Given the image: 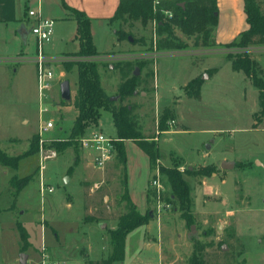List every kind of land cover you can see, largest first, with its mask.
<instances>
[{"label": "rangeland", "instance_id": "rangeland-1", "mask_svg": "<svg viewBox=\"0 0 264 264\" xmlns=\"http://www.w3.org/2000/svg\"><path fill=\"white\" fill-rule=\"evenodd\" d=\"M2 1L7 10L11 6L13 9L12 0ZM256 1L264 13V0ZM36 2L22 0L17 22H13L11 12L0 21V148L12 156L25 154L38 135L34 60L39 43L31 32L25 40L19 33L21 24L31 29L25 16L29 10H36ZM52 19L53 35L41 50L45 56L65 60L52 65L54 88L49 92L50 109L44 117L55 121V127L45 137L66 138L77 114L72 106L62 105L60 83L69 80L73 99L78 79L77 67L67 71L64 64L94 60L107 96L117 106L133 108L141 133L156 136L160 164L170 167L179 162L191 188V223L186 222L175 203H168L158 214L155 196L151 195L145 209L151 211V221L127 235L125 258L114 264H189L200 247L208 264H264V127L256 125L255 120L260 109L259 89L243 71H235L226 56L236 49L223 55L212 52V48L197 52L204 48L192 46L163 54L155 45L150 46L152 40L156 43L160 38L157 33L154 36L151 24L144 27L135 21L111 23L109 19H96L91 33L102 54L80 58L76 55L80 42L75 22L62 16ZM120 27L131 36L119 41L116 31ZM142 37L145 42L134 43ZM246 51L262 66L260 76L264 78V45ZM128 63L131 75L139 69L137 94L121 102L118 90L123 77L119 65ZM195 77L202 80L200 98H190L184 91ZM166 108L174 111V119L169 120L170 130L161 134L158 120ZM24 117L29 119L28 124L22 123ZM92 129L112 138L117 135L112 114L106 110ZM78 151L79 147L70 146L46 162L44 182L53 192L47 188L44 197L38 154L22 157L17 169L0 165V264H21L22 253L27 254V264H40L43 236L50 260L56 263L82 264L108 257L112 249L109 231L117 227L119 216L127 211L121 200L125 174L132 199L143 208L144 186L155 170L136 143H126V167L116 154L103 169L92 164L91 156L89 163L77 166L73 158ZM79 153L82 156V151ZM223 162L236 164L223 170ZM202 168L210 172L202 175ZM16 176L31 177L20 192L11 184ZM161 181L166 198L171 187L163 174ZM149 191L155 193L154 189ZM18 224L28 236L25 252Z\"/></svg>", "mask_w": 264, "mask_h": 264}, {"label": "trees", "instance_id": "trees-1", "mask_svg": "<svg viewBox=\"0 0 264 264\" xmlns=\"http://www.w3.org/2000/svg\"><path fill=\"white\" fill-rule=\"evenodd\" d=\"M244 11L249 28L242 31L237 38L225 45L229 49H236L230 52L227 57L232 63L235 71H243L253 84L259 89V111L255 114L258 124L264 127V78L260 76L259 63L248 54L246 49L251 46L264 45V13L256 0H243ZM71 9V8H70ZM72 17L77 22L76 38L80 42V50L76 55L80 58H92L100 56L94 43L91 33V19L82 11L71 9ZM166 12L171 13L169 16ZM111 23L119 21L121 23L140 22L147 27L151 21L156 20V33L160 37L156 43L151 41L150 46H156L159 52H170L173 50H186L189 47L211 48L215 45L214 32L218 24V4L217 0H159L155 5V0H120L116 12L110 19ZM118 40H125L131 36L121 27L116 31ZM142 37L135 40L145 42ZM141 66L142 63L138 62ZM76 66L78 70L77 91L73 99L65 101L62 105L72 106L77 113L74 123L66 138L53 141L50 146L57 149L59 153L64 152L68 147H78L76 139L86 134L90 129L99 124L101 112L109 111L112 114L113 123L116 127L115 148L118 159L125 165L127 154L125 141H134L149 157L152 169H155L160 159L159 145L153 137L144 136L138 123L132 114L129 105H119L107 96L101 85L98 62L94 60H79L78 62H66L64 67L67 71ZM122 71L123 81L118 90L120 101L134 95L137 82V75L130 70V64L119 65ZM201 77L189 81L184 86L186 95L190 98H200ZM173 112L166 108L158 120L159 133L169 131V120L173 118ZM39 152V136L35 135L30 149L22 155L12 156L0 148V165L7 168L17 169L19 160L31 154ZM180 163L174 162L172 166L166 167L159 163L161 174L166 177L171 187V193L163 200L168 204L175 203L182 212L186 222H192L193 206L191 198V188L183 172L179 169ZM201 174L210 172V169L202 168ZM188 173H191L188 171ZM31 177H13L11 184L13 188L20 192L30 181ZM124 192L121 200L127 205V211L118 218L117 227L109 231L111 252L108 257L99 261L88 260L84 264H114L125 258L126 237L139 226L148 225L152 219L150 210L142 214L136 204L131 200L128 191L127 174H125ZM150 191H148V203L151 201ZM22 251L25 252L29 246L28 236L25 228L18 224ZM189 260V264H208L203 257L201 247Z\"/></svg>", "mask_w": 264, "mask_h": 264}, {"label": "built area", "instance_id": "built-area-1", "mask_svg": "<svg viewBox=\"0 0 264 264\" xmlns=\"http://www.w3.org/2000/svg\"><path fill=\"white\" fill-rule=\"evenodd\" d=\"M159 3V0H155V5ZM167 15L172 14L166 12ZM28 17L34 20L31 26L30 32L36 36L39 43L38 56L35 58L36 63V76H37V90H38V109H39V126L37 134L39 136V171L41 176V194L44 196L45 191L48 188L49 192H53L52 187H47L43 176L46 168V162L50 159L57 158L59 152L56 148L50 146L53 141L59 139H49L45 135L55 127V121L50 118L44 117L49 112V92L53 90L55 79V73L53 72L52 65L54 63L61 64L65 59L61 56L49 57L45 56L41 50V46L45 41H49L54 32V20L43 16L41 10H29ZM153 26V34L156 36L157 22L153 20L150 22ZM237 51V50H236ZM234 51V52H236ZM233 52V51H232ZM18 60L22 61L21 58ZM63 76V73H62ZM61 76V77H62ZM115 138L106 136L101 130L90 129L86 134L76 139L77 145L80 149L86 150L91 156L92 164L96 167L103 169L112 157L116 154V148L114 145ZM159 161L157 167L154 169L155 173L150 181V188L155 191L156 209L159 214L162 208H166L169 205L163 200L164 186L161 181V172L159 169ZM183 172V168H180ZM41 262L40 264H60L50 260V256L47 253V246L43 243L41 248Z\"/></svg>", "mask_w": 264, "mask_h": 264}, {"label": "crops", "instance_id": "crops-1", "mask_svg": "<svg viewBox=\"0 0 264 264\" xmlns=\"http://www.w3.org/2000/svg\"><path fill=\"white\" fill-rule=\"evenodd\" d=\"M12 1H13V4H12L13 9L11 6L10 10H7L3 1L0 0V21H2V19L6 16L7 12H11L13 14V22L18 21V19H19L18 14L20 13V10L22 7V0H12ZM119 2H120V0H37V2H36L37 8H35V9L41 10L43 16L50 17L51 19L54 16H56V17L62 16L66 21H74L76 24V30H77V22L72 17V13L70 11L71 9H77L79 11L84 12L91 19V24H93V20H96V19L108 20L111 17H113L115 12H116V9L118 7ZM217 4H218V24H217L216 30L214 32L215 45L213 47H211L212 49H210V50L214 53H220V54L226 55L225 53H227L231 49L225 47V45L232 42L235 38H237L242 31L248 29L249 25H248L247 20H246V14L244 11V1L243 0H217ZM25 17H26L25 18L26 20L25 19H23V20L31 22V26H32V24L34 23V20L32 18L28 17V13L26 14ZM20 23H21V21H20ZM22 25H24V24H21L20 26H22ZM92 31H93V27H92ZM29 32H30V30H29ZM23 40H25V38ZM205 49L206 48L200 49V50L196 49V51L202 52V51H205ZM161 53L168 54L170 52H161ZM65 55H67V54H65ZM15 60H16V58H15ZM261 68H262V66H261ZM206 70H212V69H205V72H207ZM215 72L216 73L218 72L217 68H215ZM195 78H197V77H195ZM22 123L28 124L29 119L24 117V119L22 120ZM256 125H258L257 120H256ZM37 131H38V129H37ZM37 131H36V133H37ZM166 132H168V131H165L162 133H166ZM128 141H130V140L125 141V148H126V143ZM80 151H82V156H80V153H79ZM88 157H90L89 152L79 148L78 154H77V156H74L73 160H74L75 164L77 166H79V164H81V163H83V164L84 163L87 164V162L89 163ZM147 157H148V155H147ZM148 160H149V157H148ZM257 160H259V159H257ZM235 164L236 163H234V165ZM149 166H150V164H149ZM216 167H218V166H216ZM217 169H219V167ZM223 170H225V169H223ZM152 177L153 176H151L148 179L146 185L144 186V188H145L144 189L145 190V202L146 203L143 205V208L139 207L137 205V203L132 199L130 191L128 189L130 198L136 204V206L138 207V209L141 213L146 212L145 209H146V206L148 204V196L147 195H148V191L151 189L150 188V181H151ZM40 180H41V176H40ZM42 197H44V196H42ZM44 241H45V237L43 236V240L41 242V248H42L43 243H45ZM45 245H46V243H45ZM41 248H40V250H41ZM47 253H48V248H47ZM84 262L85 261H83L82 264H84Z\"/></svg>", "mask_w": 264, "mask_h": 264}, {"label": "water", "instance_id": "water-1", "mask_svg": "<svg viewBox=\"0 0 264 264\" xmlns=\"http://www.w3.org/2000/svg\"><path fill=\"white\" fill-rule=\"evenodd\" d=\"M19 33H20L21 37L24 39L25 36L29 33V31L27 30L25 25H22L20 30H19ZM129 39L132 41L131 37ZM134 74L135 75L139 74V69L138 68H136ZM134 94H137V91H135ZM60 96L65 101H70L71 100L72 92H71V85H70L69 80H64V81H62L60 83ZM111 99L114 100L113 98H111ZM233 166H234V163H231V162H223L222 163V168L225 169V170L229 169V168H232ZM26 258H27V254L22 253L21 254V259H20L21 264H27Z\"/></svg>", "mask_w": 264, "mask_h": 264}]
</instances>
